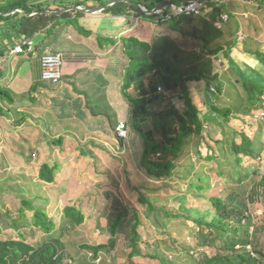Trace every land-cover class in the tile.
Masks as SVG:
<instances>
[{
  "label": "trees",
  "instance_id": "16d2710c",
  "mask_svg": "<svg viewBox=\"0 0 264 264\" xmlns=\"http://www.w3.org/2000/svg\"><path fill=\"white\" fill-rule=\"evenodd\" d=\"M88 1L95 7L106 5L113 0H15L12 2L8 0L7 3H1L0 30L3 34L0 33V60L5 53L12 52L23 33L33 36L50 27L51 22L54 23L53 27H56V22L63 20L67 25L76 23L78 27L81 26L78 23L79 18L87 13L75 9L65 12L59 10L72 6H89ZM163 1L165 0L135 3L132 0H116L101 11L113 16L133 13L135 17H139V21H141L140 17L145 20L141 21L142 26H134L132 31L121 37L122 52L127 56L121 91L131 106V115L126 121L127 136H121L116 130L120 122L114 126L116 142L120 149L133 151V155L136 156L134 160L146 178L168 184L166 188L153 189L155 192L168 191L180 181L186 188L183 195L188 194L189 199L192 196L198 202H203L206 196L205 189L211 186V176L202 173L197 176L198 182L186 183L185 174H189L186 173L188 165L182 163L186 153L190 151L189 146L192 142V149H195L199 160L214 162V166L210 169L216 171L217 176L221 179L226 177L230 183H240V186L248 183V188L245 190L238 188L229 191L227 195L212 191L208 195L211 203L209 208L195 209L189 204L183 212L167 207L157 208L154 199L140 192L139 201L146 206L143 212L127 205L119 208L117 206L120 202H112L107 213L110 219L111 237L105 243L93 246L82 244V246L93 251L96 258L102 251H109L115 247L118 242L117 233H128L127 238L132 249L131 257H146L160 261L161 264H176L173 258L160 252L159 245L158 248L154 246L155 243L163 241L149 242L150 229L147 227L149 224L146 223L149 221L154 225L161 223L165 228L162 232L169 235L171 242L178 241L171 227H176L178 232L190 231L195 235L198 244L186 249L189 254L187 261L191 264H264L261 228L255 224L256 216H252L249 210L250 203L260 201L263 205V215H258L259 218L264 217L262 145H257L250 132H244L240 125V123L249 124L254 111L263 108L264 77L261 75L264 76V57L259 59L258 63L263 71L260 76L253 75V78L243 79L246 98L241 99L239 95L235 106L216 104L213 96L217 97L224 91L219 73L210 74L203 69L198 72L189 71L187 65L193 61L191 56H186L177 44L173 47L168 35L159 37L151 36L149 33L154 25L160 28V31L167 29L169 33L176 32L182 37H189L193 40L195 49L200 48L202 52L213 56L224 53L225 59L222 58L223 60L220 61L227 65L230 63L232 69L236 66L239 72L236 56L233 57L234 52L239 48L236 47L238 44L231 49L221 43L226 37L225 27L230 20L223 28L215 25L222 11L226 9L225 5L232 0L220 5L208 0L199 14L193 12L170 17L167 15L174 4L180 5L189 0H171L170 5L157 13H147L136 6L139 3L152 10L158 2ZM253 1L259 8L264 7V0ZM52 6L55 9L51 8ZM18 8L24 9L27 13L19 11L12 13ZM47 10H56L58 13H49ZM34 11L36 14L30 16L29 14ZM8 12L11 14H6ZM163 25L165 27H162ZM111 39L112 37H109L107 40L114 42ZM236 42L241 43L237 37L233 44ZM37 49L38 47L33 52ZM43 49L44 47L39 51ZM259 53L263 51L260 50ZM248 74L252 76L250 71ZM9 82L10 78L3 83L0 76V116L8 120L13 118L10 131L14 134L10 138L15 140V146L24 150L22 154L26 157V161L32 164L29 170L33 171L35 180L31 183L34 185L33 196L28 194L26 187L0 189V264H67L65 257L68 254V245L74 229L85 225L88 218L93 215V212H88V199L94 202L96 198H100L106 182L104 176L98 177L103 179L104 183L98 186L97 192L87 191L84 196L74 199L69 195L72 192L69 185L73 183L75 173L73 170L68 171L69 165L65 163L71 156L76 165H80V161L85 159L90 166L85 171L100 174L101 171L94 166V162L98 160L97 151L107 148L105 144L95 139L84 143L85 135L82 134L72 137L57 133L56 130L59 128L57 117H50L47 124L40 120L42 127L38 125L26 131L24 128L27 127L25 123L28 122L29 115L27 112H20L24 102L15 99L8 86ZM201 83L205 84L206 95V102L202 101V106L195 102L196 96L191 89L192 86L198 87ZM215 83H217L215 91H212L211 88ZM217 90L218 94H213ZM176 99L185 104L183 111L176 107ZM65 127L69 134L78 132L79 129L73 124ZM252 129L254 131L256 128ZM43 142L47 145L48 153L42 147ZM203 145L207 148L205 154L202 151ZM6 155L0 152V175L4 177L9 173L7 167L9 158ZM245 158H259L254 163L256 168L252 178H247V181L239 170ZM233 160L234 164H231ZM224 167H227L229 172H224ZM179 189L183 190L181 184ZM183 195L176 197L185 198L186 196ZM65 196H69L68 201H64ZM115 207L117 213L113 214ZM143 235L146 239L145 247H141L140 242L144 238ZM201 247L210 249L215 254H207L206 250L199 252L197 248ZM197 253L200 255L197 256Z\"/></svg>",
  "mask_w": 264,
  "mask_h": 264
},
{
  "label": "rangeland",
  "instance_id": "374dc122",
  "mask_svg": "<svg viewBox=\"0 0 264 264\" xmlns=\"http://www.w3.org/2000/svg\"><path fill=\"white\" fill-rule=\"evenodd\" d=\"M9 1L12 2L15 0ZM132 1L136 3V1L149 0ZM157 1L158 0H153V2ZM246 4L250 6H247ZM256 4L257 3H255L253 0H232V2L228 1V3L225 5L226 9L231 13V18L225 27L226 37L221 41V43L231 49L238 44L236 47L239 48L236 49L233 57L236 56L235 60L239 66V72L236 66L232 69L230 63L229 65H227L225 62L219 61L225 59L224 53H221L218 56H213L211 54L202 52L200 48L195 49L193 48L195 47V44L189 37H182L179 33L176 32L169 33L167 29H161L160 31V28L158 29V27H155L154 25L151 27L149 35H155L159 37L162 35H168L173 47H175V45L177 44L178 48H180L186 56H191L193 58V61L189 65H187L189 71L198 72L199 70L203 69L210 74H215L218 72L220 76L219 80H221L222 84L224 85V91L219 95H217L218 90L216 91L217 93H213L217 95V97L212 95L213 100L216 104L221 106H235L236 101L239 99V95L241 99L247 97V93L245 92L242 84L243 79L253 78V75L260 76V74L263 72L261 71V65L258 63L259 59L261 60L262 57H264V7L259 8ZM81 7L94 8L93 6ZM98 16L93 15L91 17H87V20L92 23L90 25H86V27L92 29L96 27L97 24L95 22V19ZM140 18L141 21H145L142 17ZM99 20L102 21L103 29H97L96 32L102 35L100 38L105 44H107V42L105 41L109 38L110 34L113 37V34L119 35L121 32L124 33L127 29L126 26H128V21L131 22V24H136L135 26L137 27L143 25L142 22L139 21V17H135L133 13L124 14V16L115 19L102 16L100 17V19L97 18V21ZM144 25L147 26L146 24ZM162 27L165 26L163 25ZM52 31L53 28H48L46 33H44L43 31L36 33L35 35H33V42L37 47H41L43 42L46 41V37H44V35H48ZM239 31L243 32L246 38L241 41L240 44L237 42L236 44H233ZM0 33L3 34L2 30H0ZM115 46L116 45L114 43H111L109 49H114ZM260 50H262L263 53H259ZM27 56H31V53L24 52L23 54L19 55L12 54L10 53V51L8 53H5V56L0 60V76L3 83L7 82V79H9L7 76L10 75L9 73H12L13 70H17ZM249 71L252 73V76L251 74H248ZM238 74L240 75L238 76ZM261 76L264 77L263 75ZM254 79L256 78L254 77ZM216 85L217 83H215L213 86L216 87ZM191 89L196 96L195 102L202 106V101L206 102V95L204 93L205 84L201 83L198 87L192 86ZM175 105L179 106L180 110L182 111L185 109V105H183V102H181V100L176 99ZM205 106L207 107V105ZM204 111L207 110L204 109ZM40 117L41 116H38L37 118L32 117L29 121L31 123V127L26 128V131L31 128H35V125L41 126L42 124L40 121ZM46 121H50V118H48ZM38 122L40 124H38ZM11 123H13V118L8 121L6 117L0 116V152L6 153V157L8 156L9 158V162H7L9 173L5 177L0 175V189L5 190L9 187L14 189H21L22 187H26L28 188V194L30 196H33L32 193H34V188L32 186L34 185H31V183H33L35 179H33V171L29 170L32 164H29L26 161V157L22 154L24 150L19 149L17 145L15 146V140L10 138V136L14 134H11L12 131H10ZM234 124L239 123L234 122ZM240 125L244 132H250V136L254 138V141L257 143V145H262L261 154L264 161V121H250L249 124L240 123ZM252 126L256 128L254 129V131L252 129ZM19 133H21V131ZM39 140L40 138L37 139V141ZM84 143H88V140H86ZM192 144L193 142L189 146L190 151L186 153L185 159L182 162L184 165H188L186 173L189 174H185V179L187 180L186 183H189L191 181L198 182L197 176L202 173L211 176V186L205 189L206 196L204 195L205 198L201 203L192 196L189 199L188 194L183 195L186 188L180 181L174 184V186L171 187L168 191L155 192L153 189L160 190V188L162 187L166 188L168 184L151 181L146 178L145 174H143V172L139 169L137 162L134 160L136 156L133 155V151L131 149H128V151L120 149L116 141L113 142L111 140H107L105 144L107 150L102 149V151H97L98 160L96 161V163L94 162V166L98 167V169L101 171L100 174H91L92 171L91 173L85 171L90 167L88 161L83 159L80 161V165H76L74 158L71 156V158L65 163V165H69L67 170H73L75 173L74 181L69 185L71 186L72 190L71 194H69L70 196H73L74 199H76L78 197L84 196V193L87 191H93L94 193L97 192L98 186L104 183L103 179H105L106 187L102 190L100 198H96L94 202L92 199H88V212H93V215L91 218H88L85 225L76 227L74 229L72 238L70 240V242L72 241V243L70 244L69 242V250H67L68 254L65 257V262L67 264H109L112 262L118 264H161L160 261L151 260L146 257H131L132 249L127 238L128 233H117L118 242L115 247L110 249L109 251H102L96 258L94 257L93 251H91L87 247L84 248L82 246V244L93 246L99 243H105L111 237L110 219L107 217V213L108 208L111 206L112 202H120V204L123 203L117 206L119 208H122L123 205H127L132 208L138 209L140 212H143L146 209V206L139 201V194L140 192H143L146 197L154 199V201L156 202L155 207H167L175 211L181 210L183 212L185 207L188 208L189 204H192V207L195 209L209 208L211 206V203L209 201L208 195L212 191H216L217 194L227 195L229 191L238 188L243 190L248 188V183L240 186V183H230L227 181L226 177H223L221 179L219 176H217L215 174L216 171L214 172L210 169L214 166V162L206 161L205 159L199 160L198 156L195 154V149H192ZM89 146L92 147V145ZM42 147H44L46 153H48L47 145L44 142L42 144ZM45 151L43 153H45ZM202 151L204 154L206 153L207 148L205 145L202 146ZM258 159L259 158H245L242 166H240L239 170L242 172V175L245 177L246 181L247 178H252L254 170L256 168L254 166V163L257 162ZM231 164H234V160ZM181 168L184 169L185 167ZM223 170L226 173L229 172V169L227 167H224ZM100 176H104V178H98ZM180 184L183 190L179 189ZM143 185L149 186L152 189H147ZM185 185L188 187L187 184ZM140 189H142V191H140ZM182 195L186 197H176ZM68 198L69 196H67L64 201H68ZM262 208L263 205L260 203V201L257 203L255 202L249 204L251 215L256 216L254 222L261 228V247L264 250V217L261 216L259 218V215H263ZM112 212H114L113 214L117 213L116 207ZM131 213L134 212L131 211ZM51 215H53L52 212ZM146 218L149 219V217ZM146 223L149 224L147 227L150 229V233H148V240L150 243L163 241L154 244V246L157 248L159 245L160 252L165 253L166 256L170 258H173L176 264H191L189 261H187V259L189 258V254L186 249L198 244V240L195 235H192L190 231L181 233L180 230L178 232V229L176 227H171L176 235L175 238H178V241L171 242L169 239V235H165L162 232L163 230H165V228L161 223L158 225L151 224V222L149 221H147ZM143 236V240L140 241L141 247L146 246L145 235ZM197 250L199 252H205L206 250L207 254L210 255L215 254L214 252L210 251V249L203 247L197 248ZM196 255L199 256L200 254L197 253Z\"/></svg>",
  "mask_w": 264,
  "mask_h": 264
},
{
  "label": "crops",
  "instance_id": "0c3cea01",
  "mask_svg": "<svg viewBox=\"0 0 264 264\" xmlns=\"http://www.w3.org/2000/svg\"><path fill=\"white\" fill-rule=\"evenodd\" d=\"M7 2L0 0L2 4ZM89 4L93 5L92 2ZM51 8L55 9L54 6ZM93 15H100L95 19L97 26L93 29L87 28L86 25L92 23L87 17ZM102 16L111 19L121 17L100 11L80 17L79 27L76 23L67 25L65 21L56 22L57 26L53 27L54 23L51 22L48 28H53V31L44 35L46 41L42 46L23 60L18 71L9 73L7 77L11 81L8 84L10 90L18 102H24L20 112H27L29 115L28 122L25 123L27 127L24 129L31 127L29 121L32 117L41 116L40 120L45 122L50 117H57L59 128L56 132L59 134L72 137L82 134L85 135L84 142L93 139L102 144H106L107 140L116 141L114 126L121 121H128L131 115V106L121 91L127 65V56L122 52L121 37L132 31L136 24L128 21L125 32L113 34V37L110 34L109 37L114 42L106 40L105 44L100 38L102 35L96 32L97 29H103L102 21H97ZM47 29L42 31L46 33ZM111 43L116 45L114 49H109ZM42 47L44 49L40 52ZM45 51L63 56V77L58 84L42 79L41 55ZM71 124L79 127L78 132L69 134L66 131L65 126Z\"/></svg>",
  "mask_w": 264,
  "mask_h": 264
},
{
  "label": "built area",
  "instance_id": "2783aa9c",
  "mask_svg": "<svg viewBox=\"0 0 264 264\" xmlns=\"http://www.w3.org/2000/svg\"><path fill=\"white\" fill-rule=\"evenodd\" d=\"M206 1L208 0H189L187 2H183L180 5L174 4L173 9L167 16L178 15V14H190V13H201L203 8L206 5ZM216 2L217 4L227 3L228 0H210ZM218 6V5H216ZM18 11L23 12L22 9H18ZM159 10L157 12H161ZM35 12L31 13L30 15H34ZM231 13L227 9H224L220 15L219 20L216 22V26L219 28H223L225 23L230 20ZM238 41H243L246 36L243 32H239L237 34ZM27 46L28 51L36 50V45L34 44L33 40L25 33L21 34L17 45L12 50V52H23ZM221 62V61H220ZM63 56L59 53H53L50 51H45L41 55V65H42V79L47 82H51L54 84H58L63 77ZM161 89V87H159ZM263 108L260 109L255 114V118L257 120H264V99L262 101ZM117 132L121 136L128 135V128L126 122H120V124L116 127Z\"/></svg>",
  "mask_w": 264,
  "mask_h": 264
},
{
  "label": "water",
  "instance_id": "95a60500",
  "mask_svg": "<svg viewBox=\"0 0 264 264\" xmlns=\"http://www.w3.org/2000/svg\"><path fill=\"white\" fill-rule=\"evenodd\" d=\"M115 1L116 0H113L111 2H108L106 5H100V6H96L94 8H84L81 6H72V7L64 8L63 10H60L59 12H65V11H70V10L75 9V10H79L82 12L95 13V12L103 11L106 6L113 4ZM171 3H172L171 0H166V1L158 3L153 9L159 10V9L165 8L166 6L170 5ZM136 6H139V4L138 5L136 4ZM149 12H153V10H150ZM8 13H11V12H8Z\"/></svg>",
  "mask_w": 264,
  "mask_h": 264
},
{
  "label": "clouds",
  "instance_id": "9594fccd",
  "mask_svg": "<svg viewBox=\"0 0 264 264\" xmlns=\"http://www.w3.org/2000/svg\"><path fill=\"white\" fill-rule=\"evenodd\" d=\"M139 3H137V5H138ZM137 7H139V8H141L144 12H147V13H157V11H159V10H163L164 8H162V9H159V10H154V9H152L153 10V12H149L150 10L145 6V5H143V4H139V6H137ZM18 9H22V8H18ZM18 9H16L15 11H13L12 13H14V12H17L18 11ZM63 9V8H62ZM23 10V13H27L24 9H22ZM48 11V10H47ZM19 12H21V11H19ZM35 12V11H34ZM49 12V11H48ZM33 13V12H32ZM7 14V13H6ZM8 14H11V13H8ZM31 14V13H30ZM29 14V15H30ZM35 14H36V12H35ZM34 14V15H35ZM30 16H32V15H30ZM42 31V30H41ZM38 33V32H37ZM36 34V33H35ZM34 34V35H35ZM21 36V35H20ZM32 40H33V36H29ZM20 38V37H19ZM18 43V42H17ZM35 44V43H34ZM17 45V44H16ZM36 45V44H35ZM37 47V46H36ZM15 48V47H14ZM25 51H28L27 50V46H26V48H25V50L23 51V52H25ZM33 52V51H32ZM13 53H15V54H18V53H21V52H13ZM220 61V60H219ZM227 64V63H226ZM211 90L212 91H215V87H212L211 88ZM182 102V101H181ZM183 105H185L184 103H183ZM176 107L180 110V107L179 106H177L176 105ZM180 111H182V110H180ZM259 110H255L254 111V113H253V117L251 118V121H264V120H257L256 118H255V114H256V112H258Z\"/></svg>",
  "mask_w": 264,
  "mask_h": 264
}]
</instances>
